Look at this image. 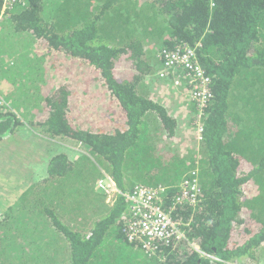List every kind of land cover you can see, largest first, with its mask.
<instances>
[{
	"label": "trees",
	"instance_id": "obj_1",
	"mask_svg": "<svg viewBox=\"0 0 264 264\" xmlns=\"http://www.w3.org/2000/svg\"><path fill=\"white\" fill-rule=\"evenodd\" d=\"M0 27V48L15 36L35 39L38 52L26 69L32 81L42 79L28 120L5 109L10 95L0 96V141L27 123L48 138L81 144L97 167V174L85 175L75 165L79 159L52 155L40 196L21 199L20 209L36 213L0 215V254L23 251L26 240L12 222L37 215L66 242L65 264L258 261L264 250V0H25ZM183 46L195 48L210 81L200 139L193 103L184 99L179 119L162 104L174 93L175 78L178 89H189L182 70L159 77L162 54ZM6 63L18 69L0 53V67ZM4 69L7 77L11 70ZM148 86L159 89L162 103L149 97ZM100 170L122 193L161 188L162 209L193 245L221 261L211 263L186 242L160 243L149 252L128 242L123 215L129 207L124 198L108 205L96 185ZM193 177L198 203L176 204L180 184Z\"/></svg>",
	"mask_w": 264,
	"mask_h": 264
},
{
	"label": "built area",
	"instance_id": "obj_2",
	"mask_svg": "<svg viewBox=\"0 0 264 264\" xmlns=\"http://www.w3.org/2000/svg\"><path fill=\"white\" fill-rule=\"evenodd\" d=\"M25 0H2L0 20L6 18L8 13L14 8H21ZM162 52L159 56H161ZM163 67L159 74L160 78L165 77L166 72H185V78L189 85L186 92L187 101L193 103L195 107V132L197 138H201L202 126L201 117L204 109L211 100L212 94L209 88L210 81L204 75L193 47L183 46L174 51L164 52ZM166 73V74H165ZM177 87L180 82L174 79ZM0 105H4L0 102ZM195 173L193 174V176ZM97 188L105 195L108 205L113 204L115 199L124 198L129 209L123 215L124 232L127 240L131 243H139L147 252L153 250L160 243H179L186 244L211 263L220 262L214 255L202 252L198 246L193 245L186 237L184 231L178 223L172 221L171 216L161 207V188H151L138 186L130 193H122L110 176L101 171ZM199 193V183L196 178L188 179L180 184V193L175 199V203L183 205L185 203L194 206L197 202Z\"/></svg>",
	"mask_w": 264,
	"mask_h": 264
},
{
	"label": "crops",
	"instance_id": "obj_3",
	"mask_svg": "<svg viewBox=\"0 0 264 264\" xmlns=\"http://www.w3.org/2000/svg\"><path fill=\"white\" fill-rule=\"evenodd\" d=\"M1 32V27H0ZM27 35L25 36V38ZM31 37V42L29 40H21L19 37L15 36L12 40H14L18 44L19 50H15V47H13L9 53L11 59L18 62H23L24 64L31 63L33 61L32 56L38 52V47L36 45L35 39ZM19 52H15V51ZM12 52V53H11ZM17 53V55L14 54ZM23 55V56H21ZM16 56H20V58H16ZM8 64V63H7ZM9 67V65H8ZM6 70L5 67H0V70ZM10 69V68H9ZM11 70V69H10ZM3 71V70H2ZM8 78L5 79V82L8 85V89L5 90V82L1 81L0 78V89H2V94H8L11 93L12 95L8 97V107H5V109L13 111V113L17 114L18 117H21L18 113L19 110V104L26 102V100H22V98L16 99L13 94L15 92L12 90L11 86L13 84L8 83ZM149 89V86H148ZM151 89V90H150ZM149 91V97L153 98V95L155 96L156 100L160 98V96L163 94L159 92V89L154 87H150ZM172 89V88H171ZM174 89V90H173ZM173 94L172 97H169L168 94L167 97L164 98V102L161 103L164 105V107L169 111V113L174 116L175 118L179 119V116L184 117V114H182L181 111L186 110V106H188V103L184 101L186 98V91L184 92L183 89H178V87L173 85ZM176 92V93H175ZM172 103V107H171ZM30 112H28V116L30 119ZM183 122V121H182ZM185 123V122H183ZM33 130V129H32ZM20 127H18L17 130L12 135H8L3 140L0 141V208L2 213H5L7 215L11 214H17L21 218L22 214L19 212H22L23 214H35L36 210L31 208H25L20 209L24 202L21 201L23 196H25V193L28 195L26 198V201H32L36 198V196H40L39 192H37V186H41L43 184V180L47 178V164L50 159V157L54 154L58 153H64L67 155L68 159L72 162H74L76 159L71 158L67 153L73 151L71 149L65 148V144L60 141L58 142L60 138H48L46 136L41 135L40 133L35 134V130H33L32 134H29L30 136L23 137L25 138L28 143L26 144V153H19L18 149L16 147L11 146V149L9 148L10 144L18 137H20ZM39 132V131H38ZM67 140V139H65ZM64 141V139H62ZM50 142V143H49ZM75 142V141H73ZM77 143V142H76ZM79 145V144H78ZM19 154H24L22 157H19ZM35 157V158H34ZM79 159V158H78ZM77 159V160H78ZM16 170L14 171V168ZM21 167H25V170L23 171ZM7 168H12L11 171H8ZM10 172V177H5L2 172ZM101 171L104 170H100ZM5 184L4 189L1 192V186ZM12 188L13 192L11 195L8 194V190ZM10 196V197H9ZM25 201V200H24ZM13 210V211H11ZM11 211V212H10ZM3 218L2 216L0 219ZM12 223L19 224L16 228V233L18 237H24L26 240V244L23 246L29 247L27 241L33 240V237L36 235H40V239L43 238H50L53 239L54 237V231L51 227V223L44 219L40 218L37 215L33 216L30 220L26 222H20L13 221ZM2 225L0 224V228ZM8 233V232H7ZM8 235V234H7ZM6 243H12V241H6ZM62 248H65V258L67 257V244L66 242L62 241L61 245ZM31 247V246H30ZM6 252V253H4ZM3 254H0V262H10L12 261L11 257L16 254V252L10 248H6L3 252ZM22 253V252H21ZM9 258V259H8Z\"/></svg>",
	"mask_w": 264,
	"mask_h": 264
},
{
	"label": "rangeland",
	"instance_id": "obj_4",
	"mask_svg": "<svg viewBox=\"0 0 264 264\" xmlns=\"http://www.w3.org/2000/svg\"><path fill=\"white\" fill-rule=\"evenodd\" d=\"M15 47V50H19L18 44L14 40H5L3 45L0 48V53L2 58H5L7 60L11 59L12 56H10L9 51ZM14 50V51H15ZM19 52V51H15ZM17 55V53H15ZM12 53V52H11ZM8 69V64L6 63L5 65ZM27 64L23 65V62H20L18 65V69L11 70L10 73L7 72L8 76L5 77L3 72L1 71L0 73V78L1 81L5 82V79L9 77L8 83L13 84L11 86L12 90L15 92L14 97L16 99L22 98V100H26V102L21 103L19 105V110L20 112L18 113L21 117V120H28L29 116L27 115L30 110H32L31 107V100L35 97L34 91L36 89V86L39 85L42 82V79L39 80H31V76H29L30 70L28 71L26 69ZM6 72V71H5ZM36 77V76H35ZM6 83V82H5ZM38 87V86H37ZM8 89L7 83L5 84V90ZM2 89H0V96H6L7 94H2ZM8 95H12L11 93H8ZM169 97H172V95H169ZM18 118V116H17ZM20 132V137L16 138L9 146L7 149H11V146L16 147L19 151V153H26V144L28 141L25 140L26 136H30L29 134L33 133L32 128L25 123ZM38 133L37 130H35V134ZM40 133V132H39ZM41 134V133H40ZM43 135V134H41ZM44 136V135H43ZM63 142L65 144V148L69 147L73 151L74 154L71 152L67 153L71 158H75L76 160L79 158V160L75 163L76 167L79 168L78 170H83L85 175H91L93 173L97 174V167L95 162L91 159L88 158L89 156V151L84 148L81 144L78 145V143L73 142V140L67 139L64 141L59 139V143ZM50 143V142H49ZM184 146L187 148L190 147L188 143H183ZM24 154H19V157H22ZM35 158V157H34ZM14 171L16 170L15 167ZM21 169L24 171L25 167H21ZM8 171H11L12 168H7ZM5 177L11 178L10 177V172H2ZM5 184L1 186V192L4 189ZM76 190V189H75ZM13 192V189L10 188L8 190V194L11 195ZM10 197V196H9ZM28 197L25 196L24 200ZM23 200V201H24ZM1 210V208H0ZM1 212V211H0ZM20 238H24L23 236ZM53 239L50 238H43L40 239V235H36L33 237V240L27 241L28 243H33L37 245L38 252L35 253V248L33 247H27L25 246L23 248L22 253L19 254L20 248H14L13 250L16 252L14 256L11 257L12 260L19 259L21 261V264H29L30 261H34L35 264H65V259H64V254H65V248H62L60 245L62 243V240H59L55 236L52 237ZM25 239V238H24ZM59 242V244H58ZM26 244V242H24ZM257 262L255 264H264V250L257 253ZM9 259V258H8ZM36 260V261H35ZM11 262V261H10ZM10 262H0V264H9ZM33 262V264H34Z\"/></svg>",
	"mask_w": 264,
	"mask_h": 264
},
{
	"label": "bare ground",
	"instance_id": "obj_5",
	"mask_svg": "<svg viewBox=\"0 0 264 264\" xmlns=\"http://www.w3.org/2000/svg\"><path fill=\"white\" fill-rule=\"evenodd\" d=\"M197 203H198V196H197V202H196V204H197ZM185 204H186V205H189V204H187V203H185ZM185 204H183V205H185ZM196 204H195V205H196ZM195 205H194V206H195ZM190 206H192V205H190ZM172 221H173V219H172ZM173 222H174V221H173ZM125 236H126V234H125ZM126 238H127V237H126ZM127 241H128V240H127ZM128 242H129V241H128ZM130 243H131V242H130Z\"/></svg>",
	"mask_w": 264,
	"mask_h": 264
}]
</instances>
